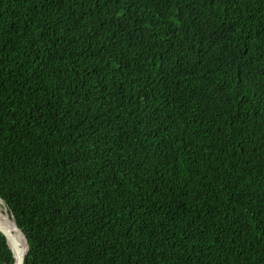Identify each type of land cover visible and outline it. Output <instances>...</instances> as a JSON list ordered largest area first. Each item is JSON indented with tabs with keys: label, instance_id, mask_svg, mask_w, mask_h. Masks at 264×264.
Segmentation results:
<instances>
[{
	"label": "trees",
	"instance_id": "16d2710c",
	"mask_svg": "<svg viewBox=\"0 0 264 264\" xmlns=\"http://www.w3.org/2000/svg\"><path fill=\"white\" fill-rule=\"evenodd\" d=\"M0 197L25 264H264V0H0Z\"/></svg>",
	"mask_w": 264,
	"mask_h": 264
},
{
	"label": "water",
	"instance_id": "95a60500",
	"mask_svg": "<svg viewBox=\"0 0 264 264\" xmlns=\"http://www.w3.org/2000/svg\"><path fill=\"white\" fill-rule=\"evenodd\" d=\"M11 215H12V218L14 219L13 213ZM14 222L17 225V229L19 230V232L22 234V236L24 238L23 248L20 245V242H19L18 238L15 236V234L12 233L7 227H5L1 223H0V233L6 238L8 244H9V246L13 252V255L15 257V264H25V260L28 256L29 249H30L29 238H28L26 232L18 226L15 219H14ZM20 250H22V251H20Z\"/></svg>",
	"mask_w": 264,
	"mask_h": 264
},
{
	"label": "bare ground",
	"instance_id": "6f19581e",
	"mask_svg": "<svg viewBox=\"0 0 264 264\" xmlns=\"http://www.w3.org/2000/svg\"><path fill=\"white\" fill-rule=\"evenodd\" d=\"M6 209V211H4ZM0 223L7 227L15 236L18 238L20 245L24 246V238L22 234L17 229V225L14 222V219L9 215L7 208L5 207V203L3 199L0 198ZM22 251V250H20ZM15 264V262H14Z\"/></svg>",
	"mask_w": 264,
	"mask_h": 264
},
{
	"label": "rangeland",
	"instance_id": "374dc122",
	"mask_svg": "<svg viewBox=\"0 0 264 264\" xmlns=\"http://www.w3.org/2000/svg\"><path fill=\"white\" fill-rule=\"evenodd\" d=\"M5 207L7 208L9 215L12 217L6 204H5ZM4 211H6V209H4Z\"/></svg>",
	"mask_w": 264,
	"mask_h": 264
}]
</instances>
